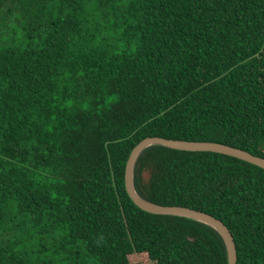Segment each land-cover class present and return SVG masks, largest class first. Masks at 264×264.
Listing matches in <instances>:
<instances>
[{
	"label": "trees",
	"instance_id": "16d2710c",
	"mask_svg": "<svg viewBox=\"0 0 264 264\" xmlns=\"http://www.w3.org/2000/svg\"><path fill=\"white\" fill-rule=\"evenodd\" d=\"M147 136L264 157V0H0V264H227L216 229L129 197ZM133 182L264 264L263 168L154 144Z\"/></svg>",
	"mask_w": 264,
	"mask_h": 264
},
{
	"label": "water",
	"instance_id": "95a60500",
	"mask_svg": "<svg viewBox=\"0 0 264 264\" xmlns=\"http://www.w3.org/2000/svg\"><path fill=\"white\" fill-rule=\"evenodd\" d=\"M163 145L173 149L188 150V151H213L227 155H231L242 160L253 163L264 169V157L255 155L245 149L228 145L218 141H198V140H186V139H173L160 136H147L136 143L129 153L124 170V184L125 189L132 199V201L141 209L158 214H168L188 217L194 220L206 223L216 229L220 234L227 253V264H236L237 253L236 246L231 232L224 222L201 210L193 209L187 206L181 205H162L156 202L149 201L140 196L133 182V171L135 163L140 153L150 145Z\"/></svg>",
	"mask_w": 264,
	"mask_h": 264
},
{
	"label": "rangeland",
	"instance_id": "374dc122",
	"mask_svg": "<svg viewBox=\"0 0 264 264\" xmlns=\"http://www.w3.org/2000/svg\"><path fill=\"white\" fill-rule=\"evenodd\" d=\"M11 6H12V5H11ZM8 25H9L8 30H9L10 32H13V31H17V30H18V28H17L15 22H12V23H10V24H8Z\"/></svg>",
	"mask_w": 264,
	"mask_h": 264
}]
</instances>
